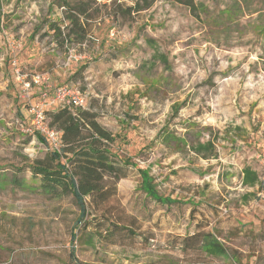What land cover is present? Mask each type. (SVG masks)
<instances>
[{"label":"rangeland","instance_id":"rangeland-1","mask_svg":"<svg viewBox=\"0 0 264 264\" xmlns=\"http://www.w3.org/2000/svg\"><path fill=\"white\" fill-rule=\"evenodd\" d=\"M121 1L131 4L84 0L78 43L62 42L71 26L54 0H0V264H68L71 247L87 264H264V0H193L195 13L155 0L131 14ZM35 75L81 90L115 135L112 152L142 169L103 182L115 185L108 210L136 237L88 241L73 196L41 189L31 166L47 150L26 131ZM148 183L180 203L150 199ZM197 230L227 253H183L179 239Z\"/></svg>","mask_w":264,"mask_h":264},{"label":"trees","instance_id":"trees-1","mask_svg":"<svg viewBox=\"0 0 264 264\" xmlns=\"http://www.w3.org/2000/svg\"><path fill=\"white\" fill-rule=\"evenodd\" d=\"M130 1V5L120 2V13H137L149 8L155 0ZM174 1L184 4L192 13L197 11L193 0ZM83 2L84 0H76L75 3H71L70 0H54V3L65 9V18L71 26L62 38V42L82 43L87 36L86 24L81 18L82 15L87 18V8ZM49 28L61 36L59 25L50 23ZM44 112L50 119L48 125L60 131L61 144L59 150L51 149L44 137L33 133L47 150V161L31 166L33 174L40 178L41 189L51 198L67 193L73 196L79 209L76 226L87 229L88 226L93 225V229L87 231L88 241L98 239L115 243L118 238L136 237L138 233L135 228L120 223V220L114 218L116 215L108 210L106 203L115 192V185L108 188L103 182L105 175L111 176L114 183L126 177L129 167L135 168L143 179L142 169L136 168L131 158H120L112 152L111 145L115 142V135L96 120L95 113L80 106L58 107ZM205 147L210 150V143L207 142ZM194 149L199 152L203 150L201 145H197ZM252 175L253 173L249 172L247 179L251 180ZM140 187L147 197L162 205L180 203L159 194L151 183ZM86 196L89 197L88 201L85 199ZM96 212L97 216L94 215ZM74 239H76L75 233L72 234L71 240ZM178 242L183 253L199 252L198 257L205 259L227 253L226 247L213 231L197 230L192 234L183 235ZM168 262L173 264L174 260ZM68 264L87 263L78 262L75 250L71 247Z\"/></svg>","mask_w":264,"mask_h":264},{"label":"built area","instance_id":"built-area-1","mask_svg":"<svg viewBox=\"0 0 264 264\" xmlns=\"http://www.w3.org/2000/svg\"><path fill=\"white\" fill-rule=\"evenodd\" d=\"M15 63L16 61L13 60V65ZM16 78L18 79V73ZM32 80L39 86H43L40 88L38 101L31 106V119L26 131L41 135L46 139L49 148L59 150L61 144L60 131L48 125L44 111L65 106L83 107L85 94L72 84H64L53 88L48 83V78L45 75H35ZM23 82L25 89H27L29 82Z\"/></svg>","mask_w":264,"mask_h":264}]
</instances>
